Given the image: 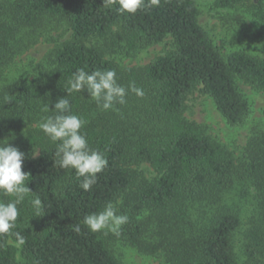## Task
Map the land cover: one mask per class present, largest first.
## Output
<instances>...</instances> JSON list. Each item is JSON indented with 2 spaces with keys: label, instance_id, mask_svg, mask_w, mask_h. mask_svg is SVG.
<instances>
[{
  "label": "trees",
  "instance_id": "16d2710c",
  "mask_svg": "<svg viewBox=\"0 0 264 264\" xmlns=\"http://www.w3.org/2000/svg\"><path fill=\"white\" fill-rule=\"evenodd\" d=\"M249 0H219L233 8ZM117 2L104 0H16L11 22L0 21V68L9 50L7 37L35 26L42 16L66 21L72 37L54 54L53 68L38 81L9 88L2 97L0 141L21 123L42 122L66 91L68 80L80 68L114 70L117 83L144 91H131L126 103L107 111L90 99L87 90L67 98L71 114L85 121L81 132L90 148L101 152L107 167L97 174L89 191L81 187L74 169L55 165L56 144L43 131L31 127L8 140L23 152L22 170L30 189L18 205L16 228L25 243L18 258L14 234L0 235V264H121L102 232H91L86 215L102 211L108 202L122 199L128 217L117 237L143 252H162L168 264H264V202L254 225L244 233V261L236 251L242 217L228 202L236 182L251 181L264 200V135L252 140L247 160L238 165L232 152L207 135L203 126L187 120L189 97L197 90L212 97L230 125L243 122L248 104L239 92L240 79L264 91V58L234 52L225 58L199 21L195 0H160L158 7L135 14L120 13ZM254 16L264 25L263 3ZM173 40L174 48L143 68L122 70L107 58L102 47L89 41L135 51ZM38 123V124H40ZM35 155V156H33ZM149 164L157 177L150 181L134 166ZM39 197L37 212L31 201ZM0 193V200L8 201ZM151 214L155 242L146 241ZM76 225L81 231H74Z\"/></svg>",
  "mask_w": 264,
  "mask_h": 264
},
{
  "label": "rangeland",
  "instance_id": "374dc122",
  "mask_svg": "<svg viewBox=\"0 0 264 264\" xmlns=\"http://www.w3.org/2000/svg\"><path fill=\"white\" fill-rule=\"evenodd\" d=\"M195 1L200 11V24L225 58L239 51L264 58V25L254 16V5L262 2L264 6V0H249L233 8L218 6L219 0ZM15 2L16 0H0L1 22L10 24L11 9ZM71 37L72 31L68 23L51 15H44L35 26L21 28L7 37L9 50L0 68V109H10V105L2 102L4 92L9 88L38 82L53 68L55 51ZM89 44L104 48L107 58L122 70L146 67L174 48L170 37L162 43L135 51L113 47L111 42L106 43L103 40L93 39ZM236 85L248 104V112L242 123L230 125L216 108L212 97L199 90L189 97L184 116L187 120L203 126L208 136L224 145L234 154L237 164L243 165L247 160L249 143L264 135V91L240 79H237ZM38 123L39 119L36 122L21 123L20 128L12 130L5 139L11 140L19 136L21 131L37 127ZM134 169L147 180L152 181L157 177L147 163L134 166ZM227 198L229 204L236 208L242 217V228L236 236V251L242 263L244 233L254 225L264 200L251 181L236 182ZM123 202L120 199L114 204L118 215H124ZM140 220L149 224L146 241L155 242L151 214L146 212ZM100 232L108 237L110 247L121 264H168L161 251L155 254L146 253L119 239L112 232ZM11 244L17 249L20 259L21 247H17L13 242Z\"/></svg>",
  "mask_w": 264,
  "mask_h": 264
},
{
  "label": "clouds",
  "instance_id": "9594fccd",
  "mask_svg": "<svg viewBox=\"0 0 264 264\" xmlns=\"http://www.w3.org/2000/svg\"><path fill=\"white\" fill-rule=\"evenodd\" d=\"M113 2L118 3V11L122 14H135L142 8L158 7L160 4V0H104V4ZM65 89L68 96L73 92L87 90L90 99L105 111L113 109L115 104H125L129 91L138 97L144 96V91L134 83L127 89L118 84L114 70H95L89 73L80 68L70 77ZM67 97L60 98L55 103L54 110H50L48 104L44 106V112L51 111L53 114L44 117L39 128L56 144L55 156L58 159L55 160V165L63 169H74L77 178H83L80 187L89 191L96 183L97 174L107 167L108 161L101 152L90 148L86 135L81 132L85 121L78 115L71 114ZM24 155L8 140L0 141V193L6 197H14L8 201L0 200V235L14 234L17 247L25 243L19 232H12L19 216L18 205L31 192L26 186L29 174L22 170ZM31 203L37 212L42 209L39 197H34ZM127 222L128 217L118 215L112 202H108L102 211L86 215L83 220L91 232L107 230L116 235H119L121 226ZM74 231L80 232V226L76 225Z\"/></svg>",
  "mask_w": 264,
  "mask_h": 264
}]
</instances>
